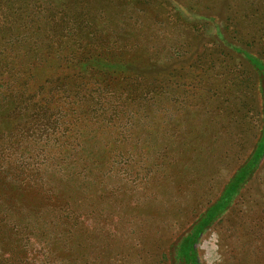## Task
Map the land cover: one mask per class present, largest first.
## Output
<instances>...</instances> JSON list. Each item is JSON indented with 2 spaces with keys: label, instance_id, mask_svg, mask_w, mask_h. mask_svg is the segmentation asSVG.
<instances>
[{
  "label": "rangeland",
  "instance_id": "obj_1",
  "mask_svg": "<svg viewBox=\"0 0 264 264\" xmlns=\"http://www.w3.org/2000/svg\"><path fill=\"white\" fill-rule=\"evenodd\" d=\"M43 1L55 32L82 22L78 68L129 109L65 130L66 109L55 140H22L13 158L43 174L0 173V264H264V0H16L19 14Z\"/></svg>",
  "mask_w": 264,
  "mask_h": 264
},
{
  "label": "trees",
  "instance_id": "obj_2",
  "mask_svg": "<svg viewBox=\"0 0 264 264\" xmlns=\"http://www.w3.org/2000/svg\"><path fill=\"white\" fill-rule=\"evenodd\" d=\"M17 7L16 0H0V173L10 169L19 180L10 181L11 184L19 182V185L30 186V179L35 180L34 176H41L43 171L34 168V160L29 157L23 158L20 154V157L13 158L22 149L24 138L30 136L37 141L35 137H39L47 143L49 139L55 140L53 137L61 135L65 129L61 119L67 117L66 109L75 112L71 118L68 117L70 122L65 121L68 126L65 130L76 126L74 121L80 124L87 122L89 126L103 115L117 119L119 114L129 109L125 107L130 94L91 82L78 68L79 58L85 50L84 40L75 34L80 21L69 26L63 19L58 22L61 29L55 32L50 27L53 18L46 11L45 1L36 7L37 16L31 12L26 19L21 17ZM44 12L47 13L44 15ZM83 14H88V11ZM46 24L47 28L44 27ZM89 45L95 44L89 42ZM51 58L56 60L57 68L61 70L55 77L48 71L45 78L38 81V66L51 68ZM254 59L258 61L264 79V67H261L264 62ZM6 112L10 113V119L5 117ZM3 122H8L10 128H6ZM245 173L238 170L230 179L228 189H236L245 179ZM190 251L192 253L189 245L187 252Z\"/></svg>",
  "mask_w": 264,
  "mask_h": 264
}]
</instances>
